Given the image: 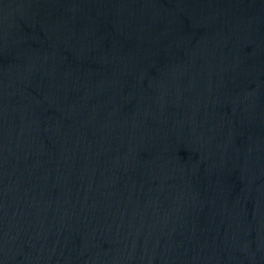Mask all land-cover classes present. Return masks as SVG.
<instances>
[{
	"label": "water",
	"instance_id": "water-1",
	"mask_svg": "<svg viewBox=\"0 0 264 264\" xmlns=\"http://www.w3.org/2000/svg\"><path fill=\"white\" fill-rule=\"evenodd\" d=\"M0 264H264V0H0Z\"/></svg>",
	"mask_w": 264,
	"mask_h": 264
}]
</instances>
